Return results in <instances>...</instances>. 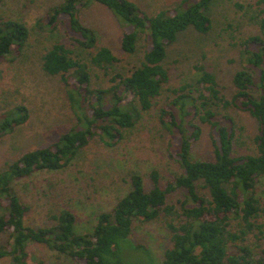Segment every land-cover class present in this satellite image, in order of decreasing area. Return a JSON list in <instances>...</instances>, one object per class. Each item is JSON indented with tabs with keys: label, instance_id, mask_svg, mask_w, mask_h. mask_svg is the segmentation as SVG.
Wrapping results in <instances>:
<instances>
[{
	"label": "trees",
	"instance_id": "16d2710c",
	"mask_svg": "<svg viewBox=\"0 0 264 264\" xmlns=\"http://www.w3.org/2000/svg\"><path fill=\"white\" fill-rule=\"evenodd\" d=\"M4 1L0 66L21 65L33 38L44 39L39 66L62 85L67 116L56 137L7 154L0 167V260L30 264L34 244L49 254L39 264H264V0L235 1L255 32L236 42L240 66L230 97L204 64L175 84L165 64L183 33L213 28L222 0H176L151 10L135 0H58L33 26L3 11ZM95 3L122 29L120 54L91 21ZM2 97L0 144L29 123L33 110L23 99ZM226 109L256 123L244 149L245 127ZM162 139L168 169L150 155ZM125 142L134 146L133 157L132 149L118 151ZM203 142L208 155L197 151ZM139 143L153 152L144 155ZM92 146L111 151L110 166L126 186L121 196L87 213L69 195L49 223L30 224L21 182L64 172ZM143 156L153 161L146 171L130 164ZM149 226L162 241L139 231Z\"/></svg>",
	"mask_w": 264,
	"mask_h": 264
},
{
	"label": "rangeland",
	"instance_id": "374dc122",
	"mask_svg": "<svg viewBox=\"0 0 264 264\" xmlns=\"http://www.w3.org/2000/svg\"><path fill=\"white\" fill-rule=\"evenodd\" d=\"M58 0H5L3 11L15 16H22L29 26H33L38 16L42 15L48 7ZM145 10H151L165 5L174 4L176 0H135ZM237 0H222L218 5L219 12L215 17L213 28L202 35L193 29L183 33L175 44L170 46L169 55L165 64L171 71V84L177 83L179 76L193 72L195 64H204L209 70L216 73L220 82V88L227 97L233 92L231 82L232 75L240 66L239 48L236 44L245 35L255 32L250 27L247 18L238 11L235 5ZM242 1V0H239ZM91 21L100 29L104 43L112 47L120 54L119 41L122 29L110 10L99 3L91 5ZM235 42V44H234ZM44 39L38 37L31 41L28 48L27 59L19 66H0V92L4 101L15 98L18 101L25 100L32 107L29 123L18 131L11 141H2L0 144V167L8 159L7 154H14L18 149L29 145H37L39 142L48 141L57 136L66 127L61 124V118L66 119V103L62 95V85L58 80L42 73L39 66L38 54L42 51ZM183 72V73H182ZM225 113L232 114L238 123L245 127L240 139L241 149L249 142V134L255 131V121L246 113L237 110L226 109ZM152 118V117H151ZM58 119V120H57ZM152 120V119H151ZM146 132V130H145ZM135 135L131 140L138 139ZM243 140V141H242ZM161 142V148L140 147L144 155H149L157 160L159 167L168 169L171 167L167 159L166 144ZM134 156V146L131 143H123L119 152L129 153ZM151 149V150H150ZM139 151V150H138ZM205 155L210 153L206 142L201 143L197 149ZM117 152V151H116ZM139 156L141 152L139 151ZM156 155V156H154ZM111 151L100 150L92 146L83 152L77 163L55 174H37L26 181H22L20 188L24 199L31 205L28 221L33 225L49 223V215L65 202L66 196H72V202L90 213L97 208H108L114 204L120 194L121 186H125L122 176L110 166ZM136 157L131 161L133 167L146 171L153 165L148 156ZM157 157V158H155ZM126 187V186H125ZM63 191V192H60ZM62 207V205H61ZM80 216L83 211L79 210ZM83 217V216H82ZM140 228V227H139ZM145 237L158 236V242L162 241L160 234L154 227L140 228ZM6 235H0V244L4 243ZM164 239V238H163ZM158 247V245H155ZM46 250V249H45ZM44 247L30 245L29 263L39 264L43 257L49 256ZM0 264H11L10 259L0 260Z\"/></svg>",
	"mask_w": 264,
	"mask_h": 264
}]
</instances>
